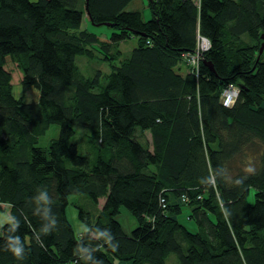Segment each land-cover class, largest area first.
<instances>
[{"label":"trees","instance_id":"trees-1","mask_svg":"<svg viewBox=\"0 0 264 264\" xmlns=\"http://www.w3.org/2000/svg\"><path fill=\"white\" fill-rule=\"evenodd\" d=\"M131 2L0 0V264H264V0H148L149 20ZM96 53L109 73L83 75Z\"/></svg>","mask_w":264,"mask_h":264},{"label":"rangeland","instance_id":"rangeland-1","mask_svg":"<svg viewBox=\"0 0 264 264\" xmlns=\"http://www.w3.org/2000/svg\"><path fill=\"white\" fill-rule=\"evenodd\" d=\"M147 1L145 5H147ZM147 12L149 13V18H147L146 20H149L151 18V15H150V11L148 8H147ZM87 29L94 32L100 37H109L111 35V32L113 31L109 27L93 26V25H88V24H87ZM103 33H107V36H103ZM135 46H136V38H130L129 40H127V42L121 43L119 49L122 52L128 53ZM102 59H103L102 55L96 53V56L91 60H87L84 57H78L76 60V63L80 71L82 72V74L85 76H92L97 70L105 74H108L110 71V64ZM181 69H183V71H187V68L184 66ZM13 76L15 78L17 76V73L15 72ZM13 95L16 98H19L22 96L26 97L21 85L19 84L13 85ZM73 128L75 130V136L77 140L81 143L85 142L84 138L82 137L85 136L84 134L87 132L88 128L86 126L79 125V124H74ZM56 133H57L56 126H50L48 130L45 132V134L39 139V144L42 146H45L51 138H54L56 136ZM137 135H140V142L145 144V142L147 141L149 143V138L147 137V135H145L144 133H141L140 131H137ZM83 145L85 146L84 148L87 147L86 143H84ZM78 149H79V153L85 154V151H83L81 148H78ZM83 199L87 200L86 197L79 198V200H83ZM75 200H76V197H70L69 199L70 204L66 208V216L69 222L71 223L72 227L76 231L80 228L81 223L78 221L77 211L72 204L73 202H75ZM171 201H172L171 202L172 204L181 203L179 200L171 199ZM80 203H82V201H80ZM102 204H103V200H100L98 203V207L100 208ZM187 211H188L187 207H184L182 209L181 214L178 216V221L181 224H183L188 230L195 231L196 227L194 226V224L187 220ZM4 217L5 215H1V220H3ZM117 219H119L125 233H129L136 226V222L134 218L125 210H121V213ZM118 264H127V263L119 262Z\"/></svg>","mask_w":264,"mask_h":264},{"label":"built area","instance_id":"built-area-1","mask_svg":"<svg viewBox=\"0 0 264 264\" xmlns=\"http://www.w3.org/2000/svg\"><path fill=\"white\" fill-rule=\"evenodd\" d=\"M195 51L186 52L182 54V62L189 67L193 72H197L198 64L202 53L208 48V41L205 38H199ZM237 88L233 85H229L225 88L221 94V100L223 105L230 106L234 103L237 97Z\"/></svg>","mask_w":264,"mask_h":264},{"label":"crops","instance_id":"crops-1","mask_svg":"<svg viewBox=\"0 0 264 264\" xmlns=\"http://www.w3.org/2000/svg\"><path fill=\"white\" fill-rule=\"evenodd\" d=\"M31 1H36V0H31ZM146 1L147 0H132V2L130 3V5L128 6L129 7V10H139L142 12V15H143V18L147 19L149 18V13L147 12V8H148V1H147V5L146 4ZM195 5H198L199 4V0H192ZM149 9V8H148ZM87 26L86 23H83V28H85ZM104 27H107V26H104ZM103 36H107V33H103ZM121 45V43H120ZM183 68V67H182ZM183 71V69H182ZM57 131V129H56ZM137 131H140L139 129L136 130V135H137ZM141 133H144L145 135H147V137L149 138V133L147 131H140ZM139 140H140V135H137L136 136ZM9 221V217L8 216H5L3 218V220H1L2 223L4 222H8ZM82 228L80 226V228L78 229V231H80Z\"/></svg>","mask_w":264,"mask_h":264},{"label":"water","instance_id":"water-1","mask_svg":"<svg viewBox=\"0 0 264 264\" xmlns=\"http://www.w3.org/2000/svg\"><path fill=\"white\" fill-rule=\"evenodd\" d=\"M103 26H110V24L109 23H104L103 24ZM260 38H261V40H262V43H261V45H260V48H259V52H258V56H259V54L262 52V50H263V48H264V33H262L261 35H260ZM211 71H213V68H212V66L210 65V63H206L205 64Z\"/></svg>","mask_w":264,"mask_h":264},{"label":"clouds","instance_id":"clouds-1","mask_svg":"<svg viewBox=\"0 0 264 264\" xmlns=\"http://www.w3.org/2000/svg\"><path fill=\"white\" fill-rule=\"evenodd\" d=\"M14 254L15 255H19V250H16V252Z\"/></svg>","mask_w":264,"mask_h":264}]
</instances>
